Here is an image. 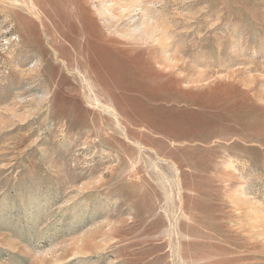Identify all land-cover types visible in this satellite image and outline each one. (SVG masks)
<instances>
[{
    "label": "rangeland",
    "instance_id": "374dc122",
    "mask_svg": "<svg viewBox=\"0 0 264 264\" xmlns=\"http://www.w3.org/2000/svg\"><path fill=\"white\" fill-rule=\"evenodd\" d=\"M0 264H264V0H0Z\"/></svg>",
    "mask_w": 264,
    "mask_h": 264
}]
</instances>
